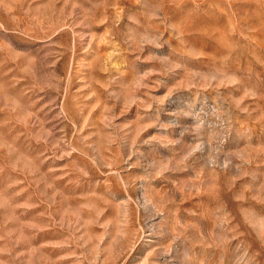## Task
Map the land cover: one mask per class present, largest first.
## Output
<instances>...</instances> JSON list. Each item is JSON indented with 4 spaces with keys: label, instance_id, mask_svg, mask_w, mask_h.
Segmentation results:
<instances>
[{
    "label": "rangeland",
    "instance_id": "obj_1",
    "mask_svg": "<svg viewBox=\"0 0 264 264\" xmlns=\"http://www.w3.org/2000/svg\"><path fill=\"white\" fill-rule=\"evenodd\" d=\"M0 264H264V0H0Z\"/></svg>",
    "mask_w": 264,
    "mask_h": 264
}]
</instances>
